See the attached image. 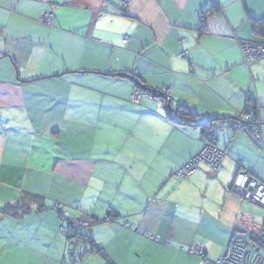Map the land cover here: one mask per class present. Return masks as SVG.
Returning <instances> with one entry per match:
<instances>
[{
	"label": "crops",
	"instance_id": "obj_1",
	"mask_svg": "<svg viewBox=\"0 0 264 264\" xmlns=\"http://www.w3.org/2000/svg\"><path fill=\"white\" fill-rule=\"evenodd\" d=\"M253 19L264 0H0V264L222 257L244 206L235 175L264 181V58L247 69L239 51L260 42ZM249 100L261 148L225 123ZM207 123L219 168L177 178ZM81 218L106 260L68 240Z\"/></svg>",
	"mask_w": 264,
	"mask_h": 264
},
{
	"label": "built area",
	"instance_id": "obj_2",
	"mask_svg": "<svg viewBox=\"0 0 264 264\" xmlns=\"http://www.w3.org/2000/svg\"><path fill=\"white\" fill-rule=\"evenodd\" d=\"M50 18V15H41L38 19L44 24H49ZM239 51L242 63L247 69L264 57V47H257L248 43H240ZM137 98V94L131 96L132 101ZM245 115L227 124V127L235 132L244 133L253 144L261 148L263 144L259 135V127L246 126L244 124ZM220 134V130L207 132V143L175 176L181 179L187 178L196 170L198 164H204L213 170H217L224 156L223 151L215 147V142ZM231 189L251 205L264 210V181L257 180L246 171L240 170L233 179ZM57 210H59V206H57ZM254 221V216L248 212L240 215L233 227V233L224 255L217 260H204V251L200 246H191L188 249V254L202 258L204 264H264V257L261 255V251H264V220L260 226L255 225ZM60 232L63 230L60 229Z\"/></svg>",
	"mask_w": 264,
	"mask_h": 264
},
{
	"label": "trees",
	"instance_id": "obj_3",
	"mask_svg": "<svg viewBox=\"0 0 264 264\" xmlns=\"http://www.w3.org/2000/svg\"><path fill=\"white\" fill-rule=\"evenodd\" d=\"M252 26H253L252 33L257 39L260 40V42L259 43H257V42H242V43L252 44V45L257 46V47H264V19H253L252 20ZM259 61H257V62H259ZM257 62H255L254 64H256ZM153 97H156V94H153ZM247 104H248L247 107L240 114V116L246 114L245 115V121H247L246 123L248 124V126H250V127H259V123H258V121H256V111H257L258 108L255 105V102H253L252 100H249V102ZM187 115L188 114L185 112V114L183 116L186 117ZM240 116H238V117H240ZM238 117L233 119V120H231V121H228V122L226 121L225 123L230 124L231 122L236 121L238 119ZM181 123H183V122H181ZM192 123L193 122H186V124H188V125L192 124ZM222 125H223V127L224 126L226 127V125L224 123H222ZM203 130H205L204 136H203V140H204L203 141V147H204L205 143H207L206 133L210 132L211 130H213V125L207 123L204 126ZM218 141H219V138L215 142V147H217L219 150H221L218 147ZM181 169H183V168H181ZM176 173H175V175H176ZM80 225L82 227H88V222L84 221V219L81 218L77 225L68 224V230L66 231L68 240L83 241V242L87 243L88 244V252H85V253H94V254H97V255L101 256L103 259L106 260V258L104 256V253H103V250L100 247H98L88 235L80 234L78 232V230L80 228ZM63 233H64V230H63ZM232 233H233V230L231 232V236H232ZM231 236H230V238H231ZM203 258H204V260H207L205 257H203ZM207 261H209V260H207ZM108 264H110V263L108 262Z\"/></svg>",
	"mask_w": 264,
	"mask_h": 264
},
{
	"label": "rangeland",
	"instance_id": "obj_4",
	"mask_svg": "<svg viewBox=\"0 0 264 264\" xmlns=\"http://www.w3.org/2000/svg\"><path fill=\"white\" fill-rule=\"evenodd\" d=\"M247 122V121H245ZM244 124L246 126H248L247 123ZM213 130H220V127L219 128H215ZM222 161V160H221ZM244 202V206L242 208V213H245V212H249L251 215L254 216L255 218V225L257 226H260L262 223H263V220H264V210H262L261 208H259L258 206H254V205H251L249 202H247L245 199L242 200ZM212 202V207H211V212H212V224L215 225V226H218L220 225L219 223V217H220V214L222 213V211H224L228 205L226 201H224V198H223V195H214L212 197V200L210 201ZM240 214V215H241ZM229 217H230V212H226L223 216H222V224H227L228 221H229ZM82 231H87L86 230H82ZM4 234V233H3ZM261 255L264 257V251L262 250L261 251Z\"/></svg>",
	"mask_w": 264,
	"mask_h": 264
},
{
	"label": "bare ground",
	"instance_id": "obj_5",
	"mask_svg": "<svg viewBox=\"0 0 264 264\" xmlns=\"http://www.w3.org/2000/svg\"><path fill=\"white\" fill-rule=\"evenodd\" d=\"M237 193V192H236ZM242 198V197H241ZM243 199V198H242ZM236 223V222H235ZM235 225V224H234Z\"/></svg>",
	"mask_w": 264,
	"mask_h": 264
},
{
	"label": "water",
	"instance_id": "obj_6",
	"mask_svg": "<svg viewBox=\"0 0 264 264\" xmlns=\"http://www.w3.org/2000/svg\"><path fill=\"white\" fill-rule=\"evenodd\" d=\"M170 112V111H169Z\"/></svg>",
	"mask_w": 264,
	"mask_h": 264
}]
</instances>
